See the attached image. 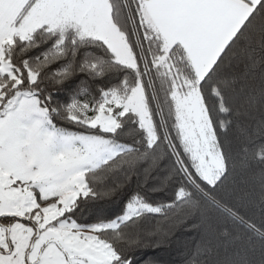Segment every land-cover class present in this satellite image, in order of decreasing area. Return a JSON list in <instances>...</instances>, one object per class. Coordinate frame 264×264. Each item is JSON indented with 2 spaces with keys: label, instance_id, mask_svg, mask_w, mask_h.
<instances>
[{
  "label": "snow or ice",
  "instance_id": "6c2138e0",
  "mask_svg": "<svg viewBox=\"0 0 264 264\" xmlns=\"http://www.w3.org/2000/svg\"><path fill=\"white\" fill-rule=\"evenodd\" d=\"M264 264V0H0V264Z\"/></svg>",
  "mask_w": 264,
  "mask_h": 264
},
{
  "label": "trees",
  "instance_id": "16d2710c",
  "mask_svg": "<svg viewBox=\"0 0 264 264\" xmlns=\"http://www.w3.org/2000/svg\"><path fill=\"white\" fill-rule=\"evenodd\" d=\"M173 248L175 249L173 258L177 262V264H179V261L182 259L180 253L183 251V248L175 244L173 245Z\"/></svg>",
  "mask_w": 264,
  "mask_h": 264
}]
</instances>
